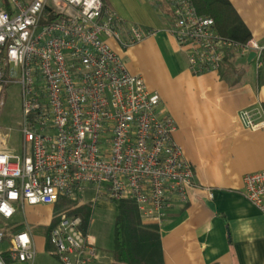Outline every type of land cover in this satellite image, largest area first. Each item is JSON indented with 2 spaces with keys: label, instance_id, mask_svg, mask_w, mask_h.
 I'll return each mask as SVG.
<instances>
[{
  "label": "built area",
  "instance_id": "obj_1",
  "mask_svg": "<svg viewBox=\"0 0 264 264\" xmlns=\"http://www.w3.org/2000/svg\"><path fill=\"white\" fill-rule=\"evenodd\" d=\"M168 32L187 52L190 70L217 71L230 52L264 64V43L241 44L221 34L212 17L199 14L193 0H171ZM122 19L103 0L0 1V108L6 88L21 87L23 150L8 152L0 138V216L11 219L18 206L55 205L63 197L97 196L131 200L142 220L161 228L185 205L194 172L174 140V118L140 75L131 73L109 39L127 49L152 31L130 29L121 40ZM241 124L264 128L263 106L243 109ZM243 195L264 213V170L243 177ZM0 229V264L30 261L35 247L27 226L10 239ZM62 264H94L99 250L82 229V219L61 215L49 233Z\"/></svg>",
  "mask_w": 264,
  "mask_h": 264
},
{
  "label": "crops",
  "instance_id": "obj_2",
  "mask_svg": "<svg viewBox=\"0 0 264 264\" xmlns=\"http://www.w3.org/2000/svg\"><path fill=\"white\" fill-rule=\"evenodd\" d=\"M103 2L125 26L131 19L151 29V34L126 52L114 39L108 43L125 60L128 70L160 95L162 107L176 123L172 137L194 172L188 202L176 207L159 228L164 264H264V213L243 195L244 175L264 170V128L247 129L238 117L243 109L264 108V64L258 68L249 55L230 52L219 70L194 72L187 52L167 31L171 0ZM228 2L239 14L250 40L263 44L264 0ZM20 207L40 212L35 224L12 221ZM54 207L25 204L17 207L11 219L0 216L3 227L19 226L5 229L9 239L13 232L28 226L34 242L32 262L11 261L5 254L10 264H62L50 252L47 237ZM37 225L40 235L33 228ZM92 237L99 250L94 264H112L113 246L103 249L98 238ZM6 245L2 251H7Z\"/></svg>",
  "mask_w": 264,
  "mask_h": 264
},
{
  "label": "trees",
  "instance_id": "obj_3",
  "mask_svg": "<svg viewBox=\"0 0 264 264\" xmlns=\"http://www.w3.org/2000/svg\"><path fill=\"white\" fill-rule=\"evenodd\" d=\"M2 1V0H0ZM199 14L212 17L216 29L241 44H246L250 33L239 18L228 0H193ZM117 205V214L114 220V242L111 249L112 264H164L161 246L160 230L155 224L144 223L137 204L131 200H113ZM53 222L47 227L49 250L52 246L49 233L60 219L61 215L79 216L82 219V229L87 231L91 224L92 207L86 203L60 199L55 204ZM0 220V229H16L19 226L6 225L3 227Z\"/></svg>",
  "mask_w": 264,
  "mask_h": 264
},
{
  "label": "rangeland",
  "instance_id": "obj_4",
  "mask_svg": "<svg viewBox=\"0 0 264 264\" xmlns=\"http://www.w3.org/2000/svg\"><path fill=\"white\" fill-rule=\"evenodd\" d=\"M127 22L129 24H126L125 26V23L122 21L118 28L120 38L124 42H130V29L132 27H140L145 30L149 29L131 19L127 20ZM123 29H126L127 33H124ZM114 40L118 42L120 48L124 52L129 49V47L127 49L122 48L120 42L116 39ZM20 89L21 87L18 84L9 85L6 88L3 105L0 108V138L2 140L3 148L8 150V152L11 151L17 154H21L23 150V134L21 130L23 108ZM81 198L83 201H80V203L86 202V204H89L92 207V221L89 227V233L98 238L100 247L103 249L111 248L114 242V220L118 210V208H116V203L106 199V197L97 196L95 189L90 191L87 190ZM40 215V212H37L35 208L25 207L22 209L20 207L12 221L25 225L26 223L33 225ZM33 228L36 231V234H41V227L37 225L35 227L33 226ZM6 247L7 245L4 243L0 245V250H4Z\"/></svg>",
  "mask_w": 264,
  "mask_h": 264
},
{
  "label": "water",
  "instance_id": "obj_5",
  "mask_svg": "<svg viewBox=\"0 0 264 264\" xmlns=\"http://www.w3.org/2000/svg\"><path fill=\"white\" fill-rule=\"evenodd\" d=\"M255 56V52H250L249 53V59L251 60Z\"/></svg>",
  "mask_w": 264,
  "mask_h": 264
}]
</instances>
